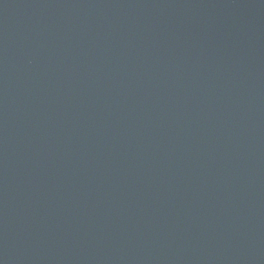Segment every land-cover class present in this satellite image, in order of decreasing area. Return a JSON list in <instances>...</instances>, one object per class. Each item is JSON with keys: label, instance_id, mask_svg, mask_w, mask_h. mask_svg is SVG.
<instances>
[{"label": "water", "instance_id": "95a60500", "mask_svg": "<svg viewBox=\"0 0 264 264\" xmlns=\"http://www.w3.org/2000/svg\"><path fill=\"white\" fill-rule=\"evenodd\" d=\"M0 264H264V0H0Z\"/></svg>", "mask_w": 264, "mask_h": 264}]
</instances>
